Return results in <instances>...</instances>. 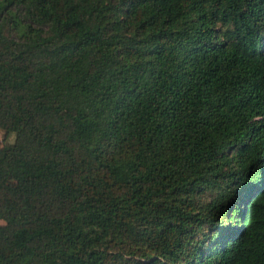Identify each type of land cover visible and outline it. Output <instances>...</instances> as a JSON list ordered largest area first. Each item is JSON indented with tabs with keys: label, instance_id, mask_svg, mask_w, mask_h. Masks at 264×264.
<instances>
[{
	"label": "trees",
	"instance_id": "16d2710c",
	"mask_svg": "<svg viewBox=\"0 0 264 264\" xmlns=\"http://www.w3.org/2000/svg\"><path fill=\"white\" fill-rule=\"evenodd\" d=\"M0 132V264H264V0H0Z\"/></svg>",
	"mask_w": 264,
	"mask_h": 264
},
{
	"label": "rangeland",
	"instance_id": "374dc122",
	"mask_svg": "<svg viewBox=\"0 0 264 264\" xmlns=\"http://www.w3.org/2000/svg\"><path fill=\"white\" fill-rule=\"evenodd\" d=\"M14 141V137L11 136L10 139L8 140V143H12ZM4 144L3 142V133L0 132V146H2ZM10 185H14L15 183L13 181L9 182ZM4 198V193L2 191H0V199Z\"/></svg>",
	"mask_w": 264,
	"mask_h": 264
}]
</instances>
